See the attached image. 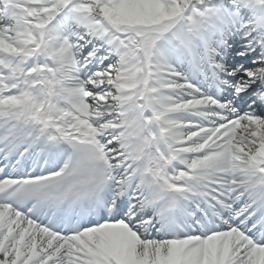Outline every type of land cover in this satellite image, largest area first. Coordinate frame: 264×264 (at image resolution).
Returning <instances> with one entry per match:
<instances>
[{"label": "snow or ice", "instance_id": "snow-or-ice-1", "mask_svg": "<svg viewBox=\"0 0 264 264\" xmlns=\"http://www.w3.org/2000/svg\"><path fill=\"white\" fill-rule=\"evenodd\" d=\"M0 264H264V0H0Z\"/></svg>", "mask_w": 264, "mask_h": 264}]
</instances>
